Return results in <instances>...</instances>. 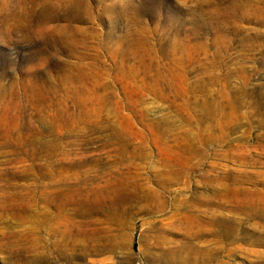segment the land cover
<instances>
[{
    "label": "rangeland",
    "instance_id": "rangeland-1",
    "mask_svg": "<svg viewBox=\"0 0 264 264\" xmlns=\"http://www.w3.org/2000/svg\"><path fill=\"white\" fill-rule=\"evenodd\" d=\"M0 264H264V0H0Z\"/></svg>",
    "mask_w": 264,
    "mask_h": 264
},
{
    "label": "bare ground",
    "instance_id": "bare-ground-1",
    "mask_svg": "<svg viewBox=\"0 0 264 264\" xmlns=\"http://www.w3.org/2000/svg\"><path fill=\"white\" fill-rule=\"evenodd\" d=\"M143 196H144V195H143ZM59 209H60V210L63 209V205H59ZM59 213H60V212H59ZM59 213H58V214H59ZM50 214H51V213H50ZM54 216H55V215L51 214V215L48 217V218H49L48 221H50V230L53 229V222H51V221H53L54 218L58 217V216H55V217H54ZM59 218H60V216H59ZM59 218H57V219H59ZM67 219H69V217H68ZM55 220H56V219H55ZM55 220H54V221H55ZM72 220H73V219H72ZM194 220H195V219H194ZM57 222L60 223V221H57ZM68 222H69V221H68ZM73 222H74V221H73ZM195 222H196V221H195ZM65 224H66V223H65ZM70 224H71V223H70ZM193 224H194V222H193ZM198 224H199V222H198ZM198 224H197V225H198ZM66 225H67V224H66ZM71 226H72V225H71ZM192 226H193V225H192ZM58 227H59V226H58ZM56 228H57V227H56ZM64 229H65V228H64ZM71 229H72V228H71ZM77 229H78V228H77ZM77 229H76V230H77ZM65 230H66V229H65ZM84 230H85V229H84ZM89 231H90V230H89ZM199 231H200V230H199ZM52 232H53V231H52ZM74 232H76V231H74ZM74 232L71 233L70 238L68 237L71 241H74V240H72V239L74 238V236H75V233H74ZM81 232H82V231H81ZM193 232H194V231H193ZM62 233H63V232H62ZM64 233H65V232H64ZM76 233H77V232H76ZM78 233H79V232H78ZM83 233H84V232H83ZM66 234H67V233H66ZM69 234H70V232H69ZM72 234H74V235H72ZM88 234H89V233H88ZM90 235H91V234H90ZM82 236H83V235H82ZM191 236H192V235H191ZM93 238H94V237H93ZM63 239H64V238H63ZM74 239H75V238H74ZM85 239H86V238H85ZM61 240H62V239H61ZM77 240H78V239H77ZM93 240H94V239H93ZM96 241H97V240H96ZM66 242H67V241H66ZM58 243H59V242H58ZM91 243L94 244V242H91ZM84 245H85V244H84ZM89 245H90V244H89ZM90 246H92V245H90ZM93 246H94V245H93ZM84 248H86V247H84Z\"/></svg>",
    "mask_w": 264,
    "mask_h": 264
}]
</instances>
